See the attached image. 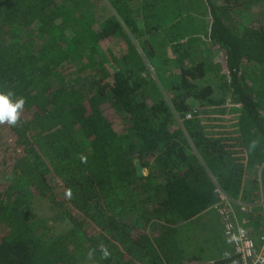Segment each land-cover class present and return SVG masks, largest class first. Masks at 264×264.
Listing matches in <instances>:
<instances>
[{
    "label": "trees",
    "instance_id": "obj_1",
    "mask_svg": "<svg viewBox=\"0 0 264 264\" xmlns=\"http://www.w3.org/2000/svg\"><path fill=\"white\" fill-rule=\"evenodd\" d=\"M8 90L0 264H237L215 206L264 196V0H0Z\"/></svg>",
    "mask_w": 264,
    "mask_h": 264
},
{
    "label": "built area",
    "instance_id": "obj_2",
    "mask_svg": "<svg viewBox=\"0 0 264 264\" xmlns=\"http://www.w3.org/2000/svg\"><path fill=\"white\" fill-rule=\"evenodd\" d=\"M217 195L219 202L215 208L221 218L224 235L239 258L237 264H264V234L254 236L247 227L250 221L241 216L243 212L248 214L247 205L237 204L220 188Z\"/></svg>",
    "mask_w": 264,
    "mask_h": 264
},
{
    "label": "clouds",
    "instance_id": "obj_3",
    "mask_svg": "<svg viewBox=\"0 0 264 264\" xmlns=\"http://www.w3.org/2000/svg\"><path fill=\"white\" fill-rule=\"evenodd\" d=\"M25 103L24 97L15 96V93L11 90L0 91V124L16 126L21 118ZM257 143V140H252L249 147L254 149ZM67 195L70 196L71 193L69 192ZM101 252L105 258L108 257L109 252L105 246H101ZM89 261H91V264H95L91 260V254H89Z\"/></svg>",
    "mask_w": 264,
    "mask_h": 264
},
{
    "label": "rangeland",
    "instance_id": "obj_4",
    "mask_svg": "<svg viewBox=\"0 0 264 264\" xmlns=\"http://www.w3.org/2000/svg\"><path fill=\"white\" fill-rule=\"evenodd\" d=\"M115 44L116 45L113 46L114 47L113 50H114L115 54H121L122 51H124L123 43L120 40H118L117 43L115 42ZM168 53H169L168 50H159V53H157L156 57L159 60L160 59L161 60H165V58L168 57V55H167ZM147 60H148V58H147ZM148 64H149L150 73L152 74L153 78L158 82L160 88L165 91V94L166 93L168 94V90L164 88L165 82H164L163 79L166 78V77L169 78V79H172L173 76H174V73L176 71L173 68L166 66L164 63L163 64L162 63L161 64L159 63V65L161 67V71L156 70V67L157 66L154 65V64H151L149 62V60H148ZM148 173H149V171L146 169L145 170V174L148 175ZM207 264H209V263H207Z\"/></svg>",
    "mask_w": 264,
    "mask_h": 264
},
{
    "label": "crops",
    "instance_id": "obj_5",
    "mask_svg": "<svg viewBox=\"0 0 264 264\" xmlns=\"http://www.w3.org/2000/svg\"><path fill=\"white\" fill-rule=\"evenodd\" d=\"M261 186H264V183H261ZM242 201L239 200V202L247 205L248 214H246V212H243L241 216L245 217L244 219H246V220H251L252 221L253 219H255L259 223V220H257L258 210L260 208H264V204H263L264 203V196L262 194V190H261V196H259L257 198L246 199V201H243V202ZM250 208H251V210H250ZM218 216H219V214H218ZM219 219H220V222H221L220 216H219ZM221 227H222V222H221ZM247 227H248V229L251 231V233L254 236H260V235L264 234V233L260 234V231L264 230V221H263V223H259V225L257 224L256 227H252V225L251 226H247ZM257 232H259V233H257Z\"/></svg>",
    "mask_w": 264,
    "mask_h": 264
},
{
    "label": "water",
    "instance_id": "obj_6",
    "mask_svg": "<svg viewBox=\"0 0 264 264\" xmlns=\"http://www.w3.org/2000/svg\"><path fill=\"white\" fill-rule=\"evenodd\" d=\"M136 163H137V174H138V176L142 177L144 175H147V174H145L146 168H144L142 166L141 162L137 160Z\"/></svg>",
    "mask_w": 264,
    "mask_h": 264
}]
</instances>
